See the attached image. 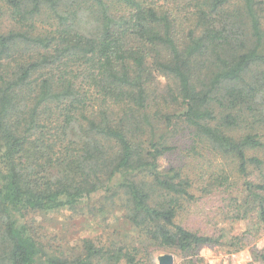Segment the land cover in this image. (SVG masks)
I'll list each match as a JSON object with an SVG mask.
<instances>
[{
	"label": "trees",
	"instance_id": "trees-1",
	"mask_svg": "<svg viewBox=\"0 0 264 264\" xmlns=\"http://www.w3.org/2000/svg\"><path fill=\"white\" fill-rule=\"evenodd\" d=\"M100 192L134 242L47 250L27 215ZM261 238L263 0H0V264H264Z\"/></svg>",
	"mask_w": 264,
	"mask_h": 264
},
{
	"label": "rangeland",
	"instance_id": "rangeland-1",
	"mask_svg": "<svg viewBox=\"0 0 264 264\" xmlns=\"http://www.w3.org/2000/svg\"><path fill=\"white\" fill-rule=\"evenodd\" d=\"M157 82L160 88L168 83L162 78H158ZM101 197V192L91 195L88 203L82 205L83 211L59 210L29 214L26 218L37 232V238L49 251L57 249L68 253L74 250L76 253L83 239H95L102 236V229L113 231L119 244L134 242L124 211L108 209L109 215L105 216V221L100 216L94 217L90 213V206H98L97 202ZM226 227L233 235H238L247 228V223L230 222ZM256 245L259 248L264 247V238L259 239ZM165 254L172 256L173 264H182V257L173 251L152 252L151 264H158L157 258ZM199 257L202 258L199 264H248L251 261L248 249L230 254L221 247H203L199 251Z\"/></svg>",
	"mask_w": 264,
	"mask_h": 264
},
{
	"label": "water",
	"instance_id": "water-1",
	"mask_svg": "<svg viewBox=\"0 0 264 264\" xmlns=\"http://www.w3.org/2000/svg\"><path fill=\"white\" fill-rule=\"evenodd\" d=\"M158 264H173L172 256L165 254L157 258Z\"/></svg>",
	"mask_w": 264,
	"mask_h": 264
}]
</instances>
